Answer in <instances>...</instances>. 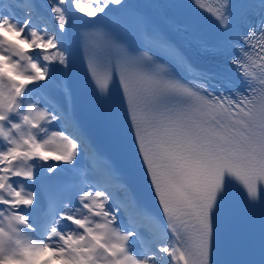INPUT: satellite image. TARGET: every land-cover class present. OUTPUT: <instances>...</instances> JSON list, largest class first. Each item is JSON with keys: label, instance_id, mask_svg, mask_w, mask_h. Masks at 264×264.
Listing matches in <instances>:
<instances>
[{"label": "snow or ice", "instance_id": "6c2138e0", "mask_svg": "<svg viewBox=\"0 0 264 264\" xmlns=\"http://www.w3.org/2000/svg\"><path fill=\"white\" fill-rule=\"evenodd\" d=\"M0 264H264V0H0Z\"/></svg>", "mask_w": 264, "mask_h": 264}]
</instances>
